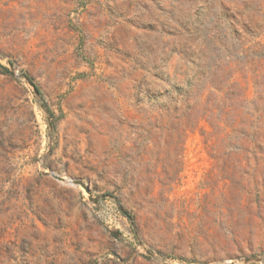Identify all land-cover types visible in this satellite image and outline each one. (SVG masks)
I'll list each match as a JSON object with an SVG mask.
<instances>
[{
    "label": "rangeland",
    "instance_id": "obj_1",
    "mask_svg": "<svg viewBox=\"0 0 264 264\" xmlns=\"http://www.w3.org/2000/svg\"><path fill=\"white\" fill-rule=\"evenodd\" d=\"M0 264H264V0H0Z\"/></svg>",
    "mask_w": 264,
    "mask_h": 264
},
{
    "label": "bare ground",
    "instance_id": "obj_2",
    "mask_svg": "<svg viewBox=\"0 0 264 264\" xmlns=\"http://www.w3.org/2000/svg\"><path fill=\"white\" fill-rule=\"evenodd\" d=\"M70 182V181H69Z\"/></svg>",
    "mask_w": 264,
    "mask_h": 264
}]
</instances>
